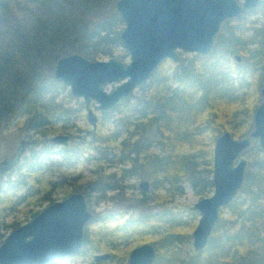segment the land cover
Returning <instances> with one entry per match:
<instances>
[{"label": "trees", "instance_id": "obj_1", "mask_svg": "<svg viewBox=\"0 0 264 264\" xmlns=\"http://www.w3.org/2000/svg\"><path fill=\"white\" fill-rule=\"evenodd\" d=\"M114 1L0 0V140L13 120L21 116L22 129L29 136L27 143L40 146L38 150L33 147L14 169L19 174L15 187L25 193L14 195L0 189L2 219L18 205L24 206L23 221L14 220L5 227L19 226L45 204L56 201L51 190L39 186L41 172L50 169L57 178H66L85 149L100 152L104 161L112 163V156L119 153L114 161L123 164L122 171H145L153 190L171 192L188 182L199 198L209 196L213 191L209 145L229 130L227 124L240 137L248 136L253 128L252 115L264 85V22L252 15L258 8L264 12V0L256 8L225 20L209 54L183 56L179 52L173 68L167 66L168 59L164 60L139 86V94H131L114 109L101 112L96 129L79 136L77 150L67 146L54 151L49 139L57 123L65 122L67 127L63 128L73 127L70 114L84 106L78 102L72 110L60 101V95L70 98L71 94H65V85L47 73L48 61L60 57L58 51L64 47H74L91 60L99 56L127 58L121 48L123 26L113 9ZM100 16V21L92 24V19ZM234 54H239L240 62ZM249 97L252 101L246 103ZM255 141L250 148L261 153L252 161L255 172L246 174L248 183L221 210L205 248L194 251L185 262L178 261L175 245L189 242L191 234L178 230L181 223L174 211L154 210L151 203L155 194L142 191L140 202L133 205L141 213L138 221L131 223L130 234L159 235L154 242V264H264V227L260 225L264 218V150ZM153 143L158 152L140 158L145 147ZM186 146L189 151H183ZM139 159L145 165L140 171ZM99 168L97 164L93 170V184L101 187L105 182ZM78 190L75 187L73 191ZM225 209L230 214L224 218ZM96 221L95 229L85 227L80 255L100 252L109 234L125 228V222L110 229L103 218ZM163 224L167 225L164 230ZM121 237L127 238L125 234ZM126 258L127 253L122 254L118 263ZM89 264L98 263L92 260Z\"/></svg>", "mask_w": 264, "mask_h": 264}, {"label": "water", "instance_id": "obj_2", "mask_svg": "<svg viewBox=\"0 0 264 264\" xmlns=\"http://www.w3.org/2000/svg\"><path fill=\"white\" fill-rule=\"evenodd\" d=\"M261 0H116L114 11L123 27L119 33L121 47L128 61L114 57L91 60L73 52L58 57L52 76L67 86L72 96L81 98L91 130L97 127L99 112L114 109L146 82L164 60L176 62L178 53L209 54L222 23L258 6ZM233 58L241 61L238 54ZM116 85L106 90L105 86ZM261 101L252 115L253 128L247 137L235 138L230 131L220 133L212 147L213 191L199 198L191 209L199 214L191 232L192 247L200 251L208 244L220 212L244 186L247 160L245 151L252 140L264 150V85ZM91 102L96 104L93 109ZM70 135L50 137L54 145L67 147ZM27 142L19 140L16 148L0 160V174L14 169L25 153ZM139 188L146 192L148 180ZM93 218L85 197L73 192L61 200L43 206L28 221L12 229L0 243V264H53L82 251L84 230ZM108 252L92 255L95 263L107 261ZM156 247L143 242L132 248L122 264H154Z\"/></svg>", "mask_w": 264, "mask_h": 264}, {"label": "rangeland", "instance_id": "obj_3", "mask_svg": "<svg viewBox=\"0 0 264 264\" xmlns=\"http://www.w3.org/2000/svg\"><path fill=\"white\" fill-rule=\"evenodd\" d=\"M95 10L96 9H93L92 11ZM101 16L99 18H93L92 24L98 21L101 18ZM252 17L258 18L259 21L264 22V12H261L259 8L256 9V12L255 14L252 15ZM222 31L223 28L221 29L220 27V30L217 33V35L222 33ZM74 49H75L74 47L73 48L64 47L63 50L61 49L58 52H60V56L67 55L73 52L83 55L82 52L76 51ZM119 50L120 48H117V52ZM181 53L183 56L192 55L189 53H183V52ZM114 58L118 59L117 56H115ZM98 59L106 60L108 59V57L99 56ZM121 61L124 62L128 61V56L127 58ZM54 62L55 60L53 61V59L48 61L49 64L46 69H47V73L50 75H52ZM174 65L175 63L171 60L167 62V66L169 68H173ZM115 85L116 83L108 84L107 86H105V89L110 90ZM140 90L141 88L138 87L132 94L137 95L140 93ZM68 92L69 89L65 85L64 93L66 94ZM70 96H71L70 98L68 97L66 98L64 94L59 96V98L61 99L60 101H64L67 103L66 105L68 106V108H71L73 110V108L76 109V105L78 102L83 104L81 98H76L72 95ZM251 101L252 98L249 97L246 103ZM95 104H96L95 102H91L90 107L93 109V106ZM93 112L97 115L99 121L102 118V113L94 109ZM70 119H72L73 127L63 128V127H67L64 126L66 125L65 122L63 123L59 122L56 125V130L51 133L50 137L57 134L70 135L71 137L69 139L68 148L71 150L74 149L77 150L76 146L80 140L79 136H82L86 130H91L92 128H91V124L86 119L85 108H83L80 112H75L74 114L71 113ZM22 124H23V117L20 116L18 118H15L7 128L5 132L6 135L2 140H0V160L14 151L19 140L24 139L26 140V142L28 141V137H29L28 132H25V130L22 129L23 126ZM227 128L229 129L228 131H230V133L235 138H242L235 133L234 128L231 127V124H227ZM236 130L238 131L239 129ZM239 132H241V130ZM51 144H52L51 145L52 149L56 152H58L63 148L61 145H54L53 143ZM33 147H31V145L27 143L25 153L23 154L19 164L23 163L24 158L32 153ZM212 147L213 144L212 146L209 145V148ZM39 148L40 146H36L34 147V150L35 149L38 150ZM145 148L146 149L144 153L140 155V158H142V156L144 155L152 154L153 152L155 153L158 152V146H156V144L154 143ZM183 151H189L188 147L187 146L184 147ZM118 154L119 153L112 156L113 159L112 160L113 163H112V162L104 161L103 155L100 152L85 149V154L79 157L78 163L74 168H72L69 175L67 174L66 178L64 179L57 178L54 172L52 173L49 171L50 169L42 171L40 175L42 182L40 183L39 186H41V188L51 190L52 196L53 198H56V201L61 200L64 197L75 192L73 191L75 187L79 189L78 192L84 195L87 208L93 215V218L86 225L89 228L95 229L97 227L98 223L96 219L98 218H103L104 225L106 227H109L110 229L114 228L117 225H120L122 222H125V224L123 225L125 228L123 230L113 231L111 234L107 236L106 246L103 250L100 251V252H108L110 254L112 253L113 256L109 258L107 261H103L98 264H119L118 258L122 254L128 253L132 248L140 245L143 242L152 243L157 248V244L154 242L159 239L158 234H146V235L137 234V233L130 234L131 228L133 226L131 225V223L138 221L141 213L140 209H136L133 206L136 203L140 202L139 200L140 198H142V190L139 188L138 184L141 180L144 179L148 180L149 182H152V179L151 177L144 176L145 171L141 170V168H144L145 165L143 166V162L141 161V159H139L140 165L137 166V169L139 171L141 170V172L135 174L136 172L135 169H131L132 170L131 172L128 171L123 172L122 171L123 164L116 163L114 161L116 160V157H118ZM260 155H261L260 152L252 148L247 149L245 151L244 157L247 160L245 176L247 173L253 174L255 172L256 168L252 161L255 160V158H257ZM86 157L90 158V161L86 160ZM97 164L100 166L99 172L103 173L104 175L103 179L105 183L101 187L93 184L94 182L93 170L96 168ZM14 169L0 174V189L8 190L11 194L14 195L24 194L25 190L23 188L18 189L15 187L19 174L15 172ZM247 183L248 180L245 178L244 184ZM34 187L38 188L37 185H34ZM149 191H151L152 194H155L154 201L151 203L153 209L154 210L169 209L170 211H174L175 212L174 214L178 222L181 223L178 226V230L191 234L199 218L198 213H194V214L192 213V211L194 210L191 209V206L199 199V197L195 195L190 184L188 182H183L181 183V188H179V190L174 189L171 192L165 188H161L160 190H153L152 187L149 188ZM21 208H24L22 204L18 205V209L10 213L6 218L2 219V217H0V234L2 235V240L12 229H14L13 227H5L4 224L8 225L14 220H19L20 222L23 221V214L21 212ZM229 214L230 212L227 209H225L223 217L224 218L228 217ZM260 225L261 227H264V218L260 222ZM166 226L167 225L163 224L161 229L164 230ZM124 234L127 236L126 240H124L121 237V235ZM175 248H176V252H178L179 255L178 261H183V262L189 259V257L193 255L195 251L192 247V239H190L189 242L176 243ZM92 255L85 256L78 254L76 256H72L68 259H65L63 261H58L53 264H89L90 262H92ZM124 262H121V264Z\"/></svg>", "mask_w": 264, "mask_h": 264}, {"label": "flooded vegetation", "instance_id": "obj_4", "mask_svg": "<svg viewBox=\"0 0 264 264\" xmlns=\"http://www.w3.org/2000/svg\"><path fill=\"white\" fill-rule=\"evenodd\" d=\"M141 86V85H140ZM261 101V100H260ZM251 132V131H250ZM250 134V133H249ZM249 136V135H248ZM245 137H247V136H245ZM253 140H255V139H253ZM253 140H252V142H253ZM249 149V148H248ZM128 254V253H127ZM111 256H112V253L110 254V257L109 258H111ZM103 262V261H102ZM100 263V262H99Z\"/></svg>", "mask_w": 264, "mask_h": 264}]
</instances>
